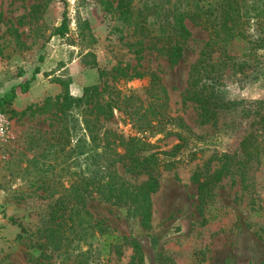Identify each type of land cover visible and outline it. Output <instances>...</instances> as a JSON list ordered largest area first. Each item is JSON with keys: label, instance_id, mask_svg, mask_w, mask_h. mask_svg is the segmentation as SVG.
Returning <instances> with one entry per match:
<instances>
[{"label": "rangeland", "instance_id": "obj_1", "mask_svg": "<svg viewBox=\"0 0 264 264\" xmlns=\"http://www.w3.org/2000/svg\"><path fill=\"white\" fill-rule=\"evenodd\" d=\"M221 1L128 0L127 17L118 0H0V97L38 68L39 85L31 87L26 105L43 107L25 114L11 107L4 112L11 138L0 144V264L264 262V163L252 165L243 180L234 171L222 178L215 189L217 216L203 225L191 179L207 164L218 170L249 125L263 118L264 74L242 87L239 74L227 69L219 94L229 104L215 119L202 121L186 90L189 69L208 42L207 31L185 16L191 36L180 62L171 65L158 51L159 26L171 24L175 10L190 11L196 3L215 10ZM235 4L244 13L249 39L264 40V0ZM64 11L69 31L53 35ZM79 20L88 21V27L79 26ZM246 47L234 45L229 54L245 56ZM255 56L264 60V48ZM135 73L144 76L131 77ZM91 85L97 86V104L113 111L102 124L105 129L126 138L145 137L154 145L151 152L169 153L180 145L174 157L158 155L175 168L160 167L153 174L159 186L151 195L148 227L126 206L81 190L80 177L90 172L77 154V139L88 142L78 108L85 104L77 100ZM75 86L82 89L80 96ZM65 92L72 99L63 100ZM60 105L69 106L63 113ZM145 120L153 128L138 131ZM65 127L69 141L63 139ZM117 167L132 183L147 180ZM109 235L118 238L116 246ZM131 242L139 245L140 255Z\"/></svg>", "mask_w": 264, "mask_h": 264}, {"label": "trees", "instance_id": "obj_2", "mask_svg": "<svg viewBox=\"0 0 264 264\" xmlns=\"http://www.w3.org/2000/svg\"><path fill=\"white\" fill-rule=\"evenodd\" d=\"M127 1L118 0L117 7L122 15L128 17ZM222 1L220 7L215 10H204L202 6H198L199 0H197L198 3L195 4L193 10L177 9L173 12L171 24L167 26L165 23L159 26L158 39L161 46L158 51L167 58L171 65H177L180 62L184 45L191 36L184 23L185 16L196 20L208 33L209 39L205 50L200 53L198 60L189 69L186 90V99L196 104L202 121L215 119L219 109L229 104L220 99L219 94L223 73L227 69L234 74H239L240 78L237 79V83L242 87L264 74V60H257L255 56L257 50L264 48V40L259 36L254 40L249 39L247 30L243 26L245 22L242 23L244 13H241V10L235 6V0ZM78 24L81 27H88V21L79 20ZM68 31V17L64 11L63 19L53 35L63 37ZM136 43L140 44L139 41ZM240 43L249 45L246 47L249 53L247 55L245 53L242 57L230 55L229 53L233 52L230 47L240 45ZM218 51L220 55L215 59L213 54ZM38 73L39 69L36 68L29 79L12 86L9 91L5 92L0 97V111L9 110L8 108L16 98L17 87L21 93L28 92L34 85ZM143 76L142 73H135L131 77L141 78ZM152 80L155 84L154 77ZM96 93V85L85 87L83 96L77 100L85 104L79 105L78 108H81V124L88 141L77 139V154L84 156L90 172L88 178L80 177L81 190L93 192L101 199L113 204L126 206L140 217L145 227H148L151 218V195L157 191L159 186L153 174L158 172L160 167L165 170L175 168L174 162H164L159 159L158 155L174 157L180 145H176L169 153L151 152L154 145L147 142V138H126L122 134L105 129L102 124L113 117V111L104 105L97 104ZM70 99L72 98H68L65 92L63 100ZM68 106L60 105V111L64 113V109ZM42 108L32 109V105H29L22 114L28 110L35 112ZM249 126L236 150L224 156L218 170H211L207 164L203 168L196 169L192 174L191 179L197 185V211L202 225L214 220L217 216V210L214 207L216 205L215 189L222 178L234 171L243 180L252 165L264 163V116ZM152 128L148 120L143 121L137 127L140 132H146ZM63 132L65 134H63V139L69 141L70 129L65 127ZM172 134L181 139L179 134ZM118 164L129 177L146 175L147 180L141 184L132 183L126 176L119 174ZM100 231L103 232V229ZM109 238L114 240L115 246L118 244L117 237L109 235ZM131 245L135 255H140L139 245L135 242H131ZM259 264H264V262Z\"/></svg>", "mask_w": 264, "mask_h": 264}, {"label": "crops", "instance_id": "obj_3", "mask_svg": "<svg viewBox=\"0 0 264 264\" xmlns=\"http://www.w3.org/2000/svg\"><path fill=\"white\" fill-rule=\"evenodd\" d=\"M38 82H39V80L38 79H36V81L34 82V85H33V87H35L36 85H39L38 84ZM17 84H19V83H17ZM16 84V85H17ZM32 87V88H33ZM75 90H76V92H77V96H80V94L82 93V89H80L78 86H75ZM31 89V88H30ZM30 89L28 90V92H26V93H21L20 92V89L17 87L16 88V98H15V100L12 102V104L13 105H11L10 107L12 108V109H14V110H23V109H25L27 106H29V105H26V104H29V102H30V99H27V97H26V95L28 94H32V93H30L31 91H30ZM19 90V91H18ZM34 94V93H33Z\"/></svg>", "mask_w": 264, "mask_h": 264}, {"label": "built area", "instance_id": "obj_4", "mask_svg": "<svg viewBox=\"0 0 264 264\" xmlns=\"http://www.w3.org/2000/svg\"><path fill=\"white\" fill-rule=\"evenodd\" d=\"M10 122L8 116L0 111V144L6 143L10 136Z\"/></svg>", "mask_w": 264, "mask_h": 264}]
</instances>
